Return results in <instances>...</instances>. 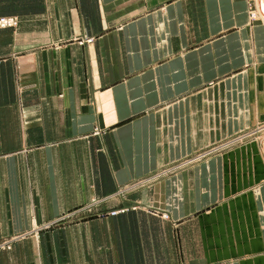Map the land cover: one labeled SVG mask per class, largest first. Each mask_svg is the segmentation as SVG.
Returning <instances> with one entry per match:
<instances>
[{
    "label": "crops",
    "instance_id": "crops-1",
    "mask_svg": "<svg viewBox=\"0 0 264 264\" xmlns=\"http://www.w3.org/2000/svg\"><path fill=\"white\" fill-rule=\"evenodd\" d=\"M0 15L20 19L0 33V264H264L248 0H0Z\"/></svg>",
    "mask_w": 264,
    "mask_h": 264
},
{
    "label": "rangeland",
    "instance_id": "rangeland-1",
    "mask_svg": "<svg viewBox=\"0 0 264 264\" xmlns=\"http://www.w3.org/2000/svg\"><path fill=\"white\" fill-rule=\"evenodd\" d=\"M248 10H249V14H250V19L252 20V21H256V22H260V19L261 20H263L264 21V17H263V15H262V11H264V0H258V3H257V0H248ZM256 10H257V13L255 14V12H256ZM262 12V13H261ZM254 14H255V16H254ZM254 16V17H253ZM264 125L262 124V125H260V126H258V127H256V129H254V130H252V131H248V132H250V134L251 135H248V136H245L244 137V140L243 141H245L246 139H249V138H253V137H256L259 133V135H260V141H261V143H263V146H264V127H263ZM262 131V132H261ZM241 134H239V135H236L235 137H233L232 139L233 140H235L236 138H238L239 136H240ZM237 140V139H236ZM238 141V140H237ZM236 141V142H237ZM243 141H241V142H243ZM241 142H238V143H236V144H239V143H241ZM222 143H220V144H218V145H215V146H213V147H210L209 149H207L206 151H205V154H209V153H212V152H214V151H216V150H220V149H223V148H225V147H227V146H222L221 145ZM204 154H200L198 157H201V156H203ZM198 157H195V158H198ZM122 211H124V209L122 210ZM112 212H115V213H112ZM119 211L118 210H114V211H111L110 213L112 214V215H115L116 213H118ZM164 217L165 218H167L168 217V215H166V214H164ZM5 245V246H8V245H10L11 246V240L9 241H4V242H2V243H0V249H10V248H3L1 245Z\"/></svg>",
    "mask_w": 264,
    "mask_h": 264
},
{
    "label": "built area",
    "instance_id": "built-area-1",
    "mask_svg": "<svg viewBox=\"0 0 264 264\" xmlns=\"http://www.w3.org/2000/svg\"><path fill=\"white\" fill-rule=\"evenodd\" d=\"M20 19L18 16L15 15H0V33L3 29L9 28V27H17L19 25ZM92 39H88V41H91ZM115 213V212H112ZM3 248H11L10 245L5 246L1 245Z\"/></svg>",
    "mask_w": 264,
    "mask_h": 264
},
{
    "label": "bare ground",
    "instance_id": "bare-ground-1",
    "mask_svg": "<svg viewBox=\"0 0 264 264\" xmlns=\"http://www.w3.org/2000/svg\"><path fill=\"white\" fill-rule=\"evenodd\" d=\"M256 13H257V10H256L255 14H256ZM255 14H254V16H255ZM254 16H253V17H254Z\"/></svg>",
    "mask_w": 264,
    "mask_h": 264
}]
</instances>
